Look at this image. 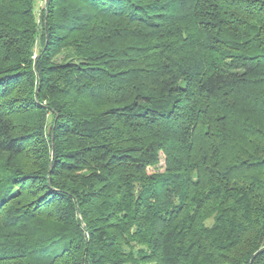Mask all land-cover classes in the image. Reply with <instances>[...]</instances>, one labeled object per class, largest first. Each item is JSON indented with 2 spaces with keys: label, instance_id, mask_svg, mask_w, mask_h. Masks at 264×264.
Wrapping results in <instances>:
<instances>
[{
  "label": "trees",
  "instance_id": "trees-1",
  "mask_svg": "<svg viewBox=\"0 0 264 264\" xmlns=\"http://www.w3.org/2000/svg\"><path fill=\"white\" fill-rule=\"evenodd\" d=\"M37 4L0 0V264H264V0Z\"/></svg>",
  "mask_w": 264,
  "mask_h": 264
},
{
  "label": "rangeland",
  "instance_id": "rangeland-1",
  "mask_svg": "<svg viewBox=\"0 0 264 264\" xmlns=\"http://www.w3.org/2000/svg\"><path fill=\"white\" fill-rule=\"evenodd\" d=\"M43 4H44V0H38V4H37V8H36V14L37 15H38L39 10L41 9ZM161 159H162V163H161V165L159 167L162 170L163 167H164V158L162 157Z\"/></svg>",
  "mask_w": 264,
  "mask_h": 264
}]
</instances>
